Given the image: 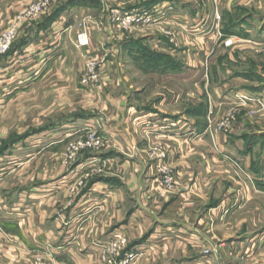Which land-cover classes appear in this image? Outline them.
<instances>
[{"label":"crops","instance_id":"1","mask_svg":"<svg viewBox=\"0 0 264 264\" xmlns=\"http://www.w3.org/2000/svg\"><path fill=\"white\" fill-rule=\"evenodd\" d=\"M29 1L0 0V33ZM70 1L54 16L49 13L24 26L10 52L0 58V122L11 112L21 115L26 96L30 111L38 109L43 96L47 111L64 113L71 109L64 101L77 95L91 112L46 122L45 128L25 135L17 132L12 149L0 154V264H102L98 243L118 234L127 239L125 251L137 254L133 264H264V120H250L247 107H238L233 133L219 138L214 129L216 121L228 116L224 97L233 90L244 95L259 91L239 83L255 82L262 71L252 77L226 68L220 83L215 84L211 73L206 75L208 86L196 82L197 62L208 58L219 42L218 29L231 12L232 0H219L218 9L208 0ZM236 2L244 8L262 5L257 0ZM156 6L166 16L157 25L141 27L172 30L173 40L150 33L137 36L140 31L134 29L120 37L103 17L111 7L127 12ZM256 18L258 23L248 25H260L261 39L264 20ZM81 27L89 33L85 49L76 48L74 41ZM233 33L253 39L235 28ZM137 39L175 61L182 51L185 56L195 52L190 74L168 73L176 80L188 77V88L173 87L168 96L156 86L151 95L131 83L124 63L146 53L134 50ZM231 44L229 51L234 52L240 42ZM87 58L104 63L109 79L93 92L79 85ZM228 61L234 62L231 57ZM151 72L150 80L167 78ZM184 101L191 107L181 112ZM74 125L94 130L105 145L67 162ZM5 159L7 166L2 164ZM235 159L242 171L236 170ZM160 163L175 176V193L156 184Z\"/></svg>","mask_w":264,"mask_h":264},{"label":"rangeland","instance_id":"2","mask_svg":"<svg viewBox=\"0 0 264 264\" xmlns=\"http://www.w3.org/2000/svg\"><path fill=\"white\" fill-rule=\"evenodd\" d=\"M32 1L34 0H30L26 5L23 6H27L29 5ZM206 1V0H204ZM209 2H211L212 6L215 7V3H217V9L219 8V0H208ZM257 1H261L262 5L261 9H254L253 7H247L244 8L243 7H237V2L236 0H232L231 1V12L226 16L225 21L223 22V24L221 23L220 25V30L218 29V34H219V42H216V46H212L210 51L211 54L208 58H201L200 62H197L198 68H199V72H198V79L196 80L198 87H205L209 85L210 80H207V76H209V74L211 73L212 75L214 74L216 76L215 84L220 83L221 80V75H223L224 70L223 69H229L231 72H235L236 75H238V73H246V75L250 74V76L253 77V73L254 72H259L260 70L262 71L261 77H257L255 78V82H250V80L248 81H242L239 83V86L242 87H248V88H255L259 91L257 92H247V95L242 94L241 92H239L240 90H233L231 93H229L227 96L224 97V103L226 104L228 107H230L229 111L227 109V114L228 116L225 117L223 120H219L216 121L215 123L217 124L214 129L215 131H218V133L216 134L219 138L220 136H225V135H229L231 133H233V127L236 123V118L238 117L239 113H240V109L241 107H247V108H243L245 110L246 116L249 117L250 120H258V117L260 119L264 120V37L261 39H258V37L261 34V30H260V25L255 24V25H248V24H253V22L258 23L256 20L253 19V15H256V19L258 20L259 18L261 20H264V0H257ZM72 1H64V0H56L55 2H53L49 8L35 21L31 22L30 25L36 23L37 21L42 20L46 15H48L50 13L49 16H54V14H56V12L65 7L67 4H71ZM225 2V1H224ZM204 6V5H203ZM115 10L112 7L105 9L103 12V17H104V21L109 22L110 24V14L111 11ZM217 13V12H216ZM52 14V15H51ZM218 16H216V19L221 22V17L220 14L217 13L215 14ZM242 18H245L243 21H241ZM241 21V22H240ZM245 22V25H242V23ZM158 23H155L154 25H157ZM116 30V33L118 34V36L120 37H124L126 35V33H128L129 31H131L132 29H134L135 31H140V33H137V36H142L144 34L150 33L153 34L155 36H161L163 38H165L166 40H173V36H174V31L172 30H164L161 27H146V28H142L141 26L138 25H133L130 26L128 29H119L116 25L112 24ZM148 26V25H146ZM247 26V27H246ZM264 25L262 24L261 28ZM249 27V28H248ZM234 28L236 33H241V34H252L253 39L251 38H246L245 40L243 39H239L238 37H235L236 34H234ZM145 31V32H141V31ZM4 31V30H3ZM231 34H229V33ZM228 33V34H227ZM145 36V35H144ZM176 36V35H175ZM248 37V36H247ZM146 38V37H145ZM237 39V42H240V44L236 47V50L234 52L229 51L230 46L232 44H230L229 46L225 45V42L227 40H231L232 42L235 41ZM140 39H137V41L134 42L135 44V49L134 50H143L146 51V53L144 52V57L143 58H138L136 60L134 59H130L129 58V63H124V65L127 66V69L125 70H129V77L131 80V83L134 82L135 86L140 85V88H144L143 92L149 93L151 94L152 91L154 90V88L157 86L158 92L160 91L161 94H166V95H170V91H173V87L174 88H181V87H186L188 88L189 86V78H184L183 79H175L173 78V76H169L168 73H174V72H179L181 71L184 74H190L189 71H191L193 68L191 66L195 65V62L193 60V57H197V55L195 56L194 53L192 52L191 54H187V56H185V54L182 51L180 60H174L172 59L170 56L168 55H164V52H159L157 50H153V44L152 43H148V42H144V41H138ZM242 40V41H240ZM17 41V40H16ZM15 41V42H16ZM222 43V44H220ZM151 44V45H150ZM76 46V45H75ZM181 47V50H183L184 48H186L183 45H179ZM77 48V47H76ZM87 48V47H85ZM85 48H79V49H85ZM188 48H192L193 51H198L200 52L201 49H199L198 47H189ZM153 50V51H152ZM157 52V53H155ZM242 55V57H244L246 59V61H242L244 63L240 62V59H238L237 57H241L240 55ZM237 54V56H236ZM159 56H161V61L159 62ZM228 57H231L232 60H234L233 63H230L228 61ZM192 58V59H191ZM226 58V59H225ZM90 60H93L91 58H87L84 62H83V66L79 75V85H80V79L82 78V75L84 73V71L86 70V64L87 62ZM198 59H200V57H198ZM191 60V61H190ZM95 61V60H94ZM250 61V62H249ZM97 70L100 74H102V79L100 80V83H98L95 86H88V87H83L88 91L93 92L95 89H98V87L102 86L103 84L107 85L108 84V78L106 77V73H105V69H104V63H100L97 62ZM152 70L154 71H159L160 75H164L166 74L163 80L161 79H156V80H150L151 76L148 75V73L152 74ZM194 70V69H193ZM214 71V73H213ZM128 72V71H127ZM158 72V73H159ZM187 79V80H186ZM254 79V78H253ZM208 82V84H207ZM237 86V85H236ZM237 88H240L237 86ZM152 91H151V90ZM178 89V90H179ZM145 90V91H144ZM90 92V93H91ZM92 94V93H91ZM152 95V94H151ZM171 96V95H170ZM88 96H86V102L89 100L87 98ZM91 97V95H90ZM149 97V96H148ZM201 97L198 94L199 98ZM44 97L43 96H39V100H38V109L37 110H32L30 111L29 106V96L25 97V107L26 110L21 113V115H17V117L13 114V112H11V116H9L8 118L6 117L7 121H5L3 123L4 118H2L1 122H0V154H2L3 152H5L6 150H11L12 149V145L13 143L16 142L19 134L17 132H23L21 133L22 135L28 134L31 130H34V128L38 127L40 129L45 128L44 125H46V122H53L54 124L56 123H60L62 120L67 121V120H71L72 118H75L77 116H83V115H88L91 112H89L87 109H85L88 105H82L83 103L80 102L81 97H78L77 95H70L69 97H67V101H64L65 103H67L69 101V105L71 109H68L69 111H66L64 113H62L61 111L58 110H54L53 111H47L46 107H45V100H43ZM153 97L151 98L152 101H154ZM188 99V98H187ZM189 100V99H188ZM43 103H42V102ZM60 102V101H59ZM186 103H182V111L184 112V110H188L191 107V104L188 101H184ZM194 103V102H192ZM63 104V103H61ZM201 104L199 103L197 106V110H201ZM171 106L173 105V103L170 104ZM62 106V105H61ZM227 106L225 108H227ZM239 107V108H238ZM179 108V107H178ZM193 108V106H192ZM242 112V110H241ZM20 113V112H19ZM200 114V113H199ZM15 117L17 120H15ZM21 117V119H20ZM200 122V120H199ZM232 125V130L229 129ZM207 128L209 129V124L207 125ZM206 128V129H207ZM84 129V126L81 125H74L73 129H69L71 130L69 132V134L72 136L70 138V142L68 143V149L70 144H73L75 142H78L80 140H84L86 137H88L91 134H95L98 137L99 136L96 132H94V130L92 129ZM80 130V131H78ZM210 132V131H209ZM226 132V133H225ZM211 135L213 136V134L215 132L212 131L211 129ZM215 136V135H214ZM213 136V138H214ZM215 136V137H217ZM103 138V137H101ZM104 140V138H103ZM43 144H40V146H42ZM259 151V150H258ZM264 151V141H262L260 143V152ZM83 152H89V153H94L96 152V150H88V149H84L81 150L79 152H77L76 155H74L72 158L68 159L66 158V161H75L77 159V156ZM68 154V152H67ZM66 154V156H67ZM236 160V161H235ZM235 168L237 171H242L241 170V166H240V160L239 159H235ZM8 160L5 159L2 164L4 166H7ZM154 176L157 178L156 184L165 192L168 193H175V191L177 190L176 188V181H175V176L173 174H171L169 172V169L166 167V165H164L163 163H160L159 165H157L155 167V172H154ZM171 179V181H170ZM82 184V183H81ZM73 192V191H72Z\"/></svg>","mask_w":264,"mask_h":264},{"label":"built area","instance_id":"3","mask_svg":"<svg viewBox=\"0 0 264 264\" xmlns=\"http://www.w3.org/2000/svg\"><path fill=\"white\" fill-rule=\"evenodd\" d=\"M55 1L56 0H34L29 5L20 8L16 12L13 16V23L0 33V58L8 54L15 41L18 39L23 27L30 25L31 22L38 19ZM163 12L164 10L159 9L157 6L151 10L142 8L136 11L127 12L115 9L111 11L110 21L119 29H128L133 25L145 26L158 23L166 16ZM174 16L175 14L171 15V17ZM74 41L77 48L87 47L89 44L88 31L84 27H81L77 32ZM231 43V40H227L225 45L229 46ZM101 77L102 74L97 70V62L89 59L86 64V70L80 79V85L83 87L95 86L100 83V80L102 79ZM104 145L105 140H103V138L91 134L84 140L70 144L66 158L70 159L76 155L77 152L84 149L98 150ZM126 247L127 239L123 234H118L116 238L112 240L101 243L99 242L98 248L101 251V263L133 264L137 259V254L135 252H126ZM121 257L122 259L117 261V258Z\"/></svg>","mask_w":264,"mask_h":264},{"label":"trees","instance_id":"4","mask_svg":"<svg viewBox=\"0 0 264 264\" xmlns=\"http://www.w3.org/2000/svg\"><path fill=\"white\" fill-rule=\"evenodd\" d=\"M71 3H73V2H71ZM67 5H69V4H67ZM67 5H66V6H67ZM11 48H12V47H11ZM9 52H10V51H9ZM9 52H8V53H9Z\"/></svg>","mask_w":264,"mask_h":264}]
</instances>
